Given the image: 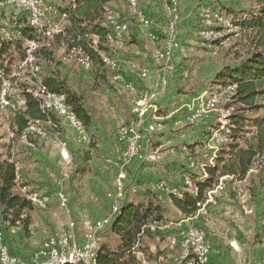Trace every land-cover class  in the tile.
<instances>
[{
  "label": "crops",
  "instance_id": "0c3cea01",
  "mask_svg": "<svg viewBox=\"0 0 264 264\" xmlns=\"http://www.w3.org/2000/svg\"><path fill=\"white\" fill-rule=\"evenodd\" d=\"M59 1L62 2L61 6L68 5L70 2V0ZM117 1L118 0H112L109 7L113 9L115 7L120 19L125 21L127 20V17L125 16L126 13L124 11V6L119 5ZM232 1L234 0H140L139 5L141 9L154 21V26L148 31V33H153L156 40L151 41L148 38L147 31L142 30L136 24V26L132 28L128 25V34L126 35L131 36V41L124 44L125 41L123 40L114 42L112 45L113 50L111 49V51L116 53L115 50H117L119 61L125 63L124 66H122V72H124V78H122L123 82L131 84L134 88L135 84L138 88L139 94H141L142 91H144V93L154 92L156 94V109L150 113L152 116L151 122L154 125L156 123L158 128H156L155 133L150 138L143 140L142 151L139 157L131 163L128 171L129 174L127 175L129 177L131 174L134 181L137 177V182L142 181L143 186L151 187L148 189L156 190L159 183L166 182L165 179L168 182H171L173 179L174 182H178L180 177L182 178L188 173L200 175V171L198 170L190 171L187 166L188 163L194 157L195 159L203 160L211 154V152L208 151L211 146L208 144L207 134H209L208 132H211L212 127L217 124L216 118L219 116L218 111L206 113L194 119L192 117L201 105L204 94L205 97H210L211 94L217 92L218 88H215V86L211 84V81L214 75L226 65L217 68L209 79H207V84L212 85L208 88H205L206 83L203 85L206 80L205 74L201 75L194 66L191 73L188 71L186 72V70L183 71L181 68L185 63H189V67L197 62L200 63V58H203L204 53L215 52L222 47L215 45L213 48L212 43H207L201 39V43H198L199 9L207 10V8H210L216 10L220 9V7L227 9L232 7L235 9V4ZM229 10L231 11V9ZM6 13L7 12L2 13L0 22H2L3 19L4 21H8V19L5 18L8 16ZM174 16L177 18L176 34L179 46L173 52L169 61H161L158 59L157 54L164 49L167 25L173 20ZM142 41L146 42L145 47L142 46ZM148 57L153 58L154 62L149 63L146 59ZM143 69L148 72V77L145 80H141L139 77V74ZM188 78L191 79V83H187V85L183 82L182 84V81H184L183 79ZM161 80H166V85H162ZM175 83H180V86L177 87ZM86 112L90 117L91 122L85 130L84 138L78 137L62 121H59L58 131L49 134L48 140L50 139V141H54L55 139L58 142V146L57 144L53 147L50 145L46 150L42 151L44 153L41 155V166L48 165V168L51 170L49 172H45L42 169L41 175L40 173L38 175L29 172V165L25 163V161H19V157L9 149L11 157L17 161L21 183L25 184V187L22 188H27L29 191H32L31 189L34 187L29 186V183L36 181L39 182L36 188L40 187V191L42 190L43 192V194L40 191L39 193L48 197L50 200L54 195L51 193L55 192L57 194L58 192H61L60 190H62L68 198L65 188L67 181L69 180V174L72 170L69 143H66L69 150H67L69 153V162L63 161L59 153V151L62 150L61 145L59 147V141L67 142L66 138H71V141H75L76 145L77 143L88 144L91 141L92 147H96L97 150H93L91 147L89 151L92 153L95 152L96 154L98 153L101 157H103L102 155L107 156L108 153L113 152L116 143H118L117 135L115 134L114 136L111 135L107 137L106 135H103L105 129L96 124H92V109H90L89 112ZM126 117L128 118L126 119L125 124L133 119V114L130 109L129 114H127ZM96 136L101 139V142L98 143V141L95 140ZM44 144L48 146L49 142L45 141ZM94 144L96 145L93 146ZM119 146L122 148L120 144ZM51 148H53L54 151L57 149V152H51ZM114 151L117 153L119 152L116 148ZM217 152L218 149L216 147L211 154V157H209V163H212ZM0 155H2L1 152ZM45 162L48 164H45ZM119 169H117L118 173ZM178 170L180 177L178 176V178H174V175ZM253 171L254 169L251 168L244 180L239 182V185L243 184L244 187L246 186V189L249 188L248 193L249 196H252L251 200L257 201L259 206L255 209H250L246 205H243L242 209L232 206V201L230 200V198H232L230 197L231 195L224 193V189L219 191L221 187L217 190L215 189L216 187L213 188L217 205L211 208L206 219L202 218L204 221L203 227L207 232V241L210 246L208 264H233L232 261L235 260H241L244 263L247 261L249 262L248 264H264V214H261V212H264V206L260 205L258 202L262 197V193L259 191L260 189L256 187L251 188L254 185L249 183L250 180L254 178L255 172H258L256 169L255 172ZM95 172H97V167H94L91 174L92 177L90 176L92 194L87 192L88 201L83 197H79L84 193L78 194V200H76L77 204L73 205L75 206L76 212L79 211V213L81 212L83 214L81 216L83 217L81 222L86 231L88 227H91L96 221L108 216L112 207L120 205L111 204L112 200L105 198L106 194L103 195L99 190L102 185V174L95 175ZM98 179L101 180V183L98 182ZM224 187H227L226 190H229V188L231 189V186L228 183H225ZM243 193L245 194L244 191ZM112 195L113 194H111V196ZM108 196L110 197V195ZM103 198L108 207L107 211H104L102 208L104 207V202H102ZM245 198H247L246 194L240 201L244 203V200H246ZM121 200L124 201L123 199ZM123 203H127V201H124ZM60 207L66 209V206ZM73 210L74 209L72 208V212ZM175 211L180 217L181 223H178L180 226L188 227L194 225L195 219H189V217L182 215L176 209ZM246 213H250L251 215H247ZM229 221L233 226H229ZM165 222L160 223L162 228L159 230L164 234H167V236L175 234L178 224ZM34 226H36V228H34ZM66 228L67 225L65 229ZM35 229H38V225L32 224L31 230ZM0 230L3 236L4 245L7 247L9 254L18 260V264H31L33 252L47 240L43 239L42 242L43 237H39V239L37 238L38 240H34L36 244L34 247L31 242L35 237H25L20 229L2 226L0 227ZM239 231L245 232L246 234L242 239H237L236 237V232ZM209 236L211 237V240L209 239ZM244 244L248 245V249H244ZM226 247L227 250L232 249V251H229V254L226 251H218V249H225ZM167 252L168 254L166 255L156 256V259L152 261V263L149 262V264H179V262L181 264V254L178 250H167ZM227 260H229V263H227Z\"/></svg>",
  "mask_w": 264,
  "mask_h": 264
},
{
  "label": "rangeland",
  "instance_id": "374dc122",
  "mask_svg": "<svg viewBox=\"0 0 264 264\" xmlns=\"http://www.w3.org/2000/svg\"><path fill=\"white\" fill-rule=\"evenodd\" d=\"M45 1L50 2V7L54 8V11H51V13L54 14L49 15V20L52 23L53 22L59 23L63 27L65 24L64 18L60 17L55 9V6H58V4L61 5L62 2L59 0H45ZM117 2L119 5L124 6V11L127 14V15L125 14L127 20L123 22L127 26L129 25V27L131 26V28L135 27L136 23L132 18V16L127 12V7L125 5V2L123 0H118ZM232 2H234L235 4L236 7L235 9L230 7L229 8L231 9L230 11L227 8L220 7V9H216L215 11L219 12V15L221 16H228L231 17L232 19H235L236 16L238 15H246V14L249 15L251 14V12L255 11L256 9V3L254 0H234ZM203 8H207V7H203ZM110 9H112L114 13L118 15L116 11L117 9L115 10V7L114 9L113 8ZM6 14H8V16L5 18L8 19V21H4L3 19V21L0 22V30L10 31L12 33V30L14 29V27H16L18 20L21 19L22 17L16 11H11V12L8 11ZM96 23H98V25H100L101 27H105V24L102 19ZM197 37L199 39L198 43H201L199 36ZM120 38L119 40L125 41L124 44L126 42L128 43L129 41H131V36L128 35H121ZM155 40L156 37L154 40L151 41H155ZM142 42H143L141 43L142 46L145 47L146 42L145 41ZM250 47H251V37L247 32L242 31L240 32V35L238 37H230V39L226 42V44L220 47L221 49L211 53L209 52L204 53L203 58H200V63L197 62L194 65H191L192 67L191 66L189 67V63H185V65L182 64L183 66L181 69L183 71L186 70V72L188 71L189 73H191L192 68L194 66L201 73V75L204 74L206 75V80L203 85H205L206 83L205 88H208L212 85L207 84L208 83L207 79H209V77L215 72L217 68L224 65H232V64L234 65L235 62L240 63L241 61L245 60L247 58V53L249 52ZM111 49L113 50V48ZM64 52H65V46L58 42L51 44L50 48L47 49L45 48V51L40 52L36 61V67H35L36 72L34 73V77H33V72H30L28 69L21 68L20 63H17L16 61L11 63L10 70L12 71L11 73L12 75L10 76H13L11 82L16 83V90L11 92V95H13L11 100L13 101L10 109L9 106L7 108L0 109V152L2 153V155H6L7 152L9 153V149L10 151L12 150L16 154V156L19 157L18 159L19 161L22 162L25 161V163L29 165V169H30L29 172L33 174L39 175L40 173L41 175V169L45 172L51 171L48 168L49 167L48 165L41 166V155L42 153H44L42 151L46 150V148L49 147L50 145L53 147L55 144H57L58 146V142L55 139L54 141H50V139L48 140V138L46 137V139L44 140L49 142L48 146L44 144L45 142L44 140H42L44 142L41 143L42 142L41 139H37V138L32 139V141L34 140L35 143L34 148L31 149L23 145L16 132L17 129L15 128L14 125V117L16 114L13 113V110L20 107L19 99L21 97L18 92V85H21L23 87L34 88L33 85L35 81L44 79L50 73L56 74L61 80L65 82L66 87L72 93H74L76 96L80 98L81 105L85 111L89 112L90 109H92L93 111L91 115L92 124H96L97 126L103 127L105 129L104 131L105 133L103 135H106V137L111 135L114 136L115 134L117 135L118 143H116L115 148L118 149L119 152L118 153L115 152L114 151L115 148H114L112 153H108L107 156L102 155L103 157H101V155H98V153L96 154L95 152L92 153L89 151V149L92 147L91 141L88 144L77 143L76 145L75 141L74 142L71 141V138L70 139L66 138L67 141L66 143H69V147H70V154H71L70 159L72 160V170L71 173L69 174L70 175L69 180L67 181V185L65 188L68 196L66 209L59 207V204L56 201L57 198L55 196L56 193L52 192L51 194L54 195L50 200V204L47 205L44 209H37L33 207V211L29 213L31 225L29 226L28 233L27 234L23 233V234L25 235V237L28 236L35 237L31 242V244L34 245L35 247L36 244L34 240H38L39 237L41 238L43 237L42 238V242H43V239L54 238L59 230H65V227L69 221H73L76 224L75 235L77 236V238L80 239L86 231L83 223L81 222V220L83 219V217L81 216L83 214L81 212L79 213V211L76 212L75 206L73 205L77 204L76 200H78V196H79L78 194L84 193L79 197H83L88 201L87 192L91 193L92 191L90 176L92 174V170L94 169V167H97V172H95V175L102 174V178H101L102 185L99 188V190L102 192L103 195L106 194L105 198L112 200L111 204H120L119 206H121L124 201L125 202L129 201L134 204L142 203L143 205H146L147 201H152L153 205H159L163 210V218H162L163 222L166 221L165 223L172 222L178 224L180 222V217L175 211V208L171 204L167 195L165 193L159 192L157 189L156 190L148 189L151 187L143 186L142 181L137 182L136 181L138 180L137 177L134 181L133 180L134 178L132 177L131 174L129 175V177L127 176L126 178L127 180H125L124 182L123 191L120 197L116 195V192L114 190L115 179L117 178V173H118L117 169H119L121 166L120 164L122 160V154L124 151V146L118 141V130L121 126L125 124V121L128 118L126 116L127 114H129V109L132 111L131 101L136 97L145 94L144 91H142L141 94H139L137 86L133 83L135 88L137 89L136 92L138 91L136 93V96L133 95L129 90L126 89V87H124L125 83L123 81L119 83L113 81L112 78L114 73L106 67L94 71L93 66L91 65L92 67L90 68V70H83L77 65V63L73 59L64 62V60H62V57L64 56ZM115 52L116 53L110 52L109 53L110 55L106 57V60L113 61L116 63L118 67L117 68L118 75H120L122 79L124 78V74H123L124 72H122V66H124L125 63L123 62L121 63L119 61L118 51L115 50ZM146 59L149 63L154 62L153 58L151 57H148ZM183 80L184 81H182V84L183 82L184 84L191 83V79L189 78ZM175 84L177 87L180 86V83H175ZM219 91L220 90H218L216 93L211 94V96L216 95ZM259 103L260 105H262L261 102ZM218 110H219L218 112L219 116L216 118L217 124L219 123L218 120L221 114L220 108ZM256 118H264V109L242 112V117L239 118V121L242 122L241 133L243 136H240V138H242V141H246V143H251V144L254 143L256 130L252 126ZM44 124H46V122H44ZM215 126H213L212 128L214 129ZM156 128L158 127L157 124L155 123V130ZM208 133L210 134L211 132L209 131ZM209 134H207L208 144L211 146V148H209L208 151H210L212 154L214 149L217 147L218 149L217 153H221L223 156L220 158H225L224 154L227 153L228 147L225 145L223 146L214 145V143L210 141ZM95 140L98 141V143L101 142V139H99L97 136L95 137ZM240 143L243 145V142ZM119 144L122 146V148H120ZM95 145L96 144H94L93 146ZM92 148L93 150H97L96 147H92ZM50 150L51 152L54 151L53 148H51ZM54 152H57V149ZM211 154L210 156L209 155L207 156L208 158L206 157L203 160L195 159V157L192 160H196L200 164H205V163L211 164L209 163L210 161L209 157H211ZM46 163L47 162H45V164ZM212 163L214 162L212 161ZM130 165L125 169V171H127L126 175L129 174L128 171L130 169ZM194 170L195 169H193V171ZM178 176H179V170L175 173L174 178L175 177L178 178ZM101 180L98 179V182L101 183ZM234 180L241 182L244 179L240 181L234 177H226L222 181L218 180L217 183L218 187H220V184L222 183L219 191L224 189L223 190L224 193L231 195L230 197L232 198H230V200L232 201V206H236L241 209L243 205L248 206L250 209L251 208L255 209L256 207H259L257 201L251 200L252 196H249L248 193L249 188L246 189V186L244 187L243 184H240V187L243 188L242 193L244 191L247 196V198H245L246 200H244L245 202L243 203L236 197L235 192L231 190L232 182ZM165 181L166 182H162V183L167 190L175 189L176 191H179L183 187L182 185L183 177L182 178L180 177L178 182H174V179L171 180V182H168L166 179ZM225 183L230 184L231 189L229 188V190L228 189L226 190L227 187H224ZM249 183L254 185L251 188L256 187L260 189L259 191H261L262 197L258 202L260 205L264 206V187L262 184V178L260 174L255 173L254 178L251 179ZM38 184L39 182L32 181L31 183H29V186L34 187L33 189H31L32 191L39 193L41 188L40 187L36 188ZM40 192L43 194L42 190ZM111 194L113 195L111 196ZM108 195H110V197ZM121 199H123L124 201H122ZM68 200H69V206H68ZM104 200L105 199L103 198L102 202H104ZM248 204H255V205H248ZM72 208L74 209L73 212H72ZM102 208L104 209V211L108 210V207L105 204V202H104V207ZM211 208L212 207H208V214L210 213ZM246 214L251 215L250 213H246ZM261 214H264V212H261ZM203 219L200 217L195 219L194 220L195 223L193 227L202 229L207 235V232L203 227L204 224ZM32 224L38 225V229L31 230ZM228 224L230 227L233 226V224L230 221ZM34 228H36V226H34ZM245 235H246L245 232H240V231L236 232L237 239H242ZM100 236H101V242L106 243L108 246L112 248L115 246V237L111 235L108 229L101 231ZM166 238H167V234H164L162 231L158 230L156 234H153L149 237H146V239H143L138 247L141 250L140 255L142 257L139 256L138 258L139 259L144 258L148 263L149 262L152 263V261L156 259V256L168 254L167 252L168 246H167ZM209 239L211 240L210 236ZM244 249H248L247 244H244ZM218 251H223V252L226 251L229 254V251H232V249L227 250L226 247L225 249H218ZM178 252L180 253L179 250ZM235 261H232L233 264L249 263L247 261H245L244 263L241 260H235ZM227 263H229V260H227ZM16 264H18V260Z\"/></svg>",
  "mask_w": 264,
  "mask_h": 264
},
{
  "label": "trees",
  "instance_id": "16d2710c",
  "mask_svg": "<svg viewBox=\"0 0 264 264\" xmlns=\"http://www.w3.org/2000/svg\"><path fill=\"white\" fill-rule=\"evenodd\" d=\"M111 1L70 0L68 5L55 6L57 14L64 18L62 33L47 38V45H41L36 58L40 52L45 51V48H50L51 44L58 42L65 46L64 53H70L73 48L83 50L90 57L94 71L104 67L111 70L104 63L103 58L110 55L113 43L121 40L111 33L105 23V27L96 23L101 19L104 22V11L105 8H110ZM254 1L255 11L232 19L234 27L240 32H247L251 37L247 58L240 63L224 66L211 81L218 90L231 85L236 86V93L230 98L235 110L228 118L230 141L225 144L228 147L227 153L224 154L225 158H220L223 157L222 154L217 153L213 159L214 163L204 164L203 170H198L200 175L186 174L196 188V194L181 190L182 187L177 191L180 196L167 195L174 208L189 218L210 207L211 190L217 186L218 180L222 181L226 177L243 180L251 170L253 160L257 156L264 155V118L254 120L252 127L256 131L253 144L246 143L240 138L243 136L242 122L239 121L242 112L264 109V0ZM21 17L12 30L15 31L14 33L18 32L19 37L11 36L7 40L0 34V75L7 78L12 73L11 63L14 61L20 63L24 59L25 43L35 37L34 30L28 26L25 16L21 15ZM111 71L114 73L113 76L118 73ZM41 82L47 91L64 96L66 106L86 130L91 120L82 107L80 98L72 93L65 82L54 73L47 75ZM32 88L18 85L20 99L24 101L21 109L18 107L13 110L16 114L14 125L19 138L29 125L34 124L35 121L44 123L48 117V112L41 110L39 101L28 92V89ZM240 142H243V145ZM16 174L17 161L8 152L4 156L0 155V227L18 228L22 233L27 234L31 225L29 213L33 211L34 206L21 194L20 189L25 187V184L16 182ZM221 185L222 183L220 187ZM199 204L201 208H198ZM162 218L163 210L159 205H153L152 201H147L146 205L123 203L115 211L111 225L107 228L115 237V246L112 248L101 242L95 252L96 264H139L138 255L141 254L139 244L146 237L156 234L157 231L150 232L147 228L152 222L164 223Z\"/></svg>",
  "mask_w": 264,
  "mask_h": 264
},
{
  "label": "built area",
  "instance_id": "2783aa9c",
  "mask_svg": "<svg viewBox=\"0 0 264 264\" xmlns=\"http://www.w3.org/2000/svg\"><path fill=\"white\" fill-rule=\"evenodd\" d=\"M123 1L127 7V12L132 16L136 24L148 33V31L153 28L154 21L141 9L139 0ZM8 11H16L20 15H24L28 26L34 30L35 37L25 43L24 50V52L33 51V57H37L35 55V48H41V45H47V34L50 31L59 30V35L62 33L63 27L61 24L52 23L49 20V15L54 13L50 12V2L48 1H0V20L2 18V13ZM210 19H217V28H210ZM176 20L177 18L174 16L173 20L167 25L165 38H168V47L157 54L159 60L169 61L173 52L178 48ZM104 23L118 38L127 33L128 26L122 22L118 15L110 8H105ZM198 28V36L202 41L208 43V41L211 40H221V46L226 44L230 37H238L240 35V30H238V28L236 31H229L227 21H222V16L219 15V12L210 8H207V10L199 9ZM0 34L6 39L11 37L10 31L0 30ZM148 38L154 40L155 36L153 33L149 32ZM71 59L83 70H90V57L83 50L73 48V53H64L62 57L64 62ZM103 60L111 70L117 71L115 62L107 61L105 57ZM25 65L24 55V59L20 62V67L25 68ZM139 77L141 80L147 79L148 72L145 69L141 70ZM112 79L116 83L123 81L118 73H116ZM6 81L7 80H3L2 75V77H0L1 102L2 92H6ZM166 83V80H161L162 85H166ZM124 87L136 96V89L131 84L125 83ZM28 92L32 97L33 93H40V99L48 108V117H46V124H38V121L34 122V127H30V131H33V138L24 139L22 142L23 145L31 149L34 148L35 143L32 139L37 138L42 141L46 139V137L48 138L51 132H57L59 129V121L64 122L78 137L84 138V127L75 114L66 106L64 96L46 92L42 82L39 80L36 82V88L28 89ZM230 93H236L235 85H231L228 90H221V93L216 97H205L204 94L201 105L192 117L194 119L200 115L213 111L219 112L218 109L220 108L221 114L218 120L219 123L216 124L214 129L212 128L210 133V141L213 142L214 145L223 146V144L229 143L230 141L228 118L232 111L235 110V105L230 100ZM155 100L156 94L154 92L145 93L133 99L131 101L133 119L129 123L121 126L118 130V141L124 146L121 166L114 185V190L118 197L122 194L124 182L127 178L125 171L126 167L139 157L143 148V140L150 138L155 133V125L151 122L152 116L150 113L156 109ZM3 105H9L10 109L12 100L9 104ZM23 105L24 101L22 100L20 109ZM60 143L66 142L59 141V145ZM60 157L63 161H68L69 153H62V151H60ZM256 165H262V172H255V168L253 172L260 174L264 187V155L257 156ZM187 166L191 171H193V169L202 171L204 164H200L196 160H191ZM18 170L17 168L16 182L19 183L21 182V176ZM156 189L166 195L174 194L180 196L175 189L167 190L163 183L159 184ZM215 189H218V184ZM183 190L193 195L197 192L187 175L183 177ZM232 190L239 200L244 198L245 194L242 193V187H240L239 181L234 180L232 182ZM60 191L61 198H56V201L59 207L67 206V197L62 190ZM20 192L32 205L40 206V209H44L49 204L50 199L38 192H30L27 188H21ZM214 193L215 191L211 190L212 203L210 207H215L217 205ZM118 207L119 206L112 207L108 216L96 221L91 227H88L81 239L77 238L75 235L76 225L71 221L70 229L58 231L54 238L47 239L46 242L34 251L31 264H90L91 254L97 251L101 243L100 233L107 229L108 225H111V220L114 218L115 211ZM198 208H201V204L198 205ZM207 216L208 211H203V215L199 217L206 218ZM161 228L160 223L152 222L147 229L150 232H155ZM175 231V234L167 236V246L169 251L177 249L180 251L181 264H207L209 262L210 246L207 241V235L202 229L193 226L182 227L178 225ZM16 262L17 259L9 254L7 247L4 245L3 236L0 232V264H16ZM139 264H146V260L141 258Z\"/></svg>",
  "mask_w": 264,
  "mask_h": 264
},
{
  "label": "bare ground",
  "instance_id": "6f19581e",
  "mask_svg": "<svg viewBox=\"0 0 264 264\" xmlns=\"http://www.w3.org/2000/svg\"><path fill=\"white\" fill-rule=\"evenodd\" d=\"M0 1H5V0H0ZM20 1H33V0H20ZM51 11H54L53 7H50V12ZM222 21H227L228 26H229V31H236L237 28L233 26L231 17L222 16ZM210 28H217V19H210ZM14 32L15 31H12L11 36L12 37L13 36L18 37V32H16V33H14ZM111 33H112V31H111ZM57 34H59V30H52V31H50L47 34V38H51V37H53L54 35H57ZM8 39H10V38H7V40ZM216 42H218V43L214 44ZM208 43H212V47L213 46L215 47V45L221 46V40H211V41H208ZM166 47H168V38L165 39L164 49ZM38 49L39 48H35V55H36ZM70 53H73V51H71ZM36 61H37V58L33 57V51H25V62H26L25 69H28L30 72H33V77H34V73L36 72V69H35ZM0 77H2V75H0ZM11 79H12V76H10L9 78L3 76V80H7V81H6V92H2V102L0 101V109H4L7 106H9V105H3V104H9V102L11 101V98L13 96V95H11V92L16 90V83L15 82H11ZM39 81H41V80H39ZM36 82H38V80L35 81V83L33 85L34 88H36ZM230 87L231 86H229V87H227L225 89H222V90H228V88H230ZM45 90H46V92H49V91H47L46 88H45ZM219 93H221V90L216 95H213L211 97H216ZM233 94L234 93H230V98L233 96ZM33 98H35V99H37L39 101L41 110H43L44 112H48V108L45 106V103L40 99V93H33ZM21 101L22 100L19 99L20 106H21ZM38 124H44V123H38ZM30 127H34V124L29 125L24 130V132L22 133L21 138H20L21 142H23L24 139L33 138V131H30ZM225 144H227V143H225ZM225 144H223V145H225ZM60 145H61V148H62V150H61L62 153H68L67 152V144L66 143H60ZM256 164H257V157L253 160L252 168L253 169L255 168L256 170H258V172H262V165H256ZM30 192H34V191H30ZM56 197L57 198H61V192H58L56 194ZM211 203H212V201H211ZM33 206L35 208L40 209V206H37V205H33ZM203 211H208V209H203L197 215H193L192 217L191 216L190 217L191 218H198L199 216L203 215ZM70 227H71V221H69L67 223V228L66 229H70ZM90 264H96V262H95V252H93L91 254V256H90ZM146 264H149V263L146 262Z\"/></svg>",
  "mask_w": 264,
  "mask_h": 264
}]
</instances>
